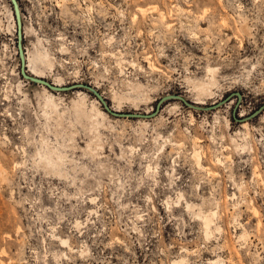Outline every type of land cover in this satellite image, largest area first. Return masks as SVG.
<instances>
[{
	"label": "rangeland",
	"instance_id": "rangeland-1",
	"mask_svg": "<svg viewBox=\"0 0 264 264\" xmlns=\"http://www.w3.org/2000/svg\"><path fill=\"white\" fill-rule=\"evenodd\" d=\"M15 1L20 39L0 0V264H264V108L238 120L264 104V0ZM18 41L27 74L116 111L166 94L203 109L112 116L86 88L24 78Z\"/></svg>",
	"mask_w": 264,
	"mask_h": 264
},
{
	"label": "water",
	"instance_id": "water-1",
	"mask_svg": "<svg viewBox=\"0 0 264 264\" xmlns=\"http://www.w3.org/2000/svg\"><path fill=\"white\" fill-rule=\"evenodd\" d=\"M12 4H13V8H14V16H15V20H16V26H17V30H18V39H20V14H19V10H18V6L15 0H11ZM18 51H19V59H20V72L22 74V76L28 80H31L35 83H40L45 85L47 88L51 89V90H55V91H62V90H67L73 87H83L86 88L87 90H89L90 92H92L94 94V96L96 97V99H98V101L102 104L103 108L106 110V112H108L110 115L112 116H119V117H135V118H152L154 117L158 111L161 108V105L164 101L168 100V99H172V98H177L179 100H181L184 104H186L187 106L193 107L195 109H203L202 106L194 104L192 102H189L183 95L181 94H166L164 96H162L161 98L158 99V101L156 102L154 109L151 112H139V111H132V112H122V111H116L114 109L111 108V106L108 104L106 98L100 93L98 92L94 87L88 85V84H84V83H74L68 86H59V85H54L51 82L45 80L44 78L41 77H37V76H33V75H29L25 72L24 70V66H25V60H24V55L22 52V48L20 45V41H18ZM237 97H240V93L236 92ZM230 96L225 97L224 99H222L221 101H219L216 104H212L210 106H208L207 108H214L220 104H222L223 102H225ZM237 104L235 105L236 108ZM234 108V109H235ZM262 108H264V104L261 105L257 110H255L254 112H252L249 116L245 117V118H241L238 120H242V119H246V118H250L252 116H255L256 114H258V112H260V110H262Z\"/></svg>",
	"mask_w": 264,
	"mask_h": 264
},
{
	"label": "bare ground",
	"instance_id": "bare-ground-1",
	"mask_svg": "<svg viewBox=\"0 0 264 264\" xmlns=\"http://www.w3.org/2000/svg\"><path fill=\"white\" fill-rule=\"evenodd\" d=\"M156 9V8H155ZM160 11V12H159ZM159 11H157V13L159 12V14L161 15V17L162 18H165V15H164V13H163V11H161V10H159ZM169 25V24H168ZM170 26V25H169ZM34 56H36V58L38 59V61H39V63H41V64H48V65H52V62H46V59H47V57H48V54H45L40 48H38L36 51H35V53H34ZM29 61L30 62H32L33 63V58L31 57L30 59H29ZM38 61H36V62H38ZM32 63L30 64V66H32L33 67V65H32ZM34 69H36L35 67H34ZM38 71V70H37ZM39 75V74H38ZM42 88V91H41V93H39V95H40V97H41V99H43L44 100V103H45V106L47 105V106H51V107H53V109L54 108H57V102L55 101V99H54V97H55V95L52 93V92H50L46 87H41ZM42 100V101H43ZM45 106H43V108H45ZM47 109V108H46ZM45 109V110H46ZM72 109L74 110V112L77 114V116H78V114L80 113V111L83 109V110H85V113L86 114H88L89 113V111L87 110V107H86V98H79V99H75V100H73V102H72ZM55 110V109H54ZM72 110V111H73ZM43 112H44V110H43ZM46 112V111H45ZM99 112H100V114H102L103 115V113H102V111H100L99 110ZM46 114H47V112H46ZM52 114V113H51ZM51 114H50V116H51ZM47 118V117H46ZM93 119H95V117L93 118ZM97 123V122H96ZM93 124H95V122L93 123ZM45 144V143H44ZM47 155V154H46ZM3 174V168H1L0 169V174ZM2 176V175H1ZM179 264H184V262H181V263H179Z\"/></svg>",
	"mask_w": 264,
	"mask_h": 264
}]
</instances>
